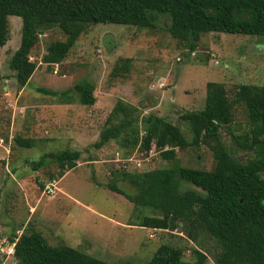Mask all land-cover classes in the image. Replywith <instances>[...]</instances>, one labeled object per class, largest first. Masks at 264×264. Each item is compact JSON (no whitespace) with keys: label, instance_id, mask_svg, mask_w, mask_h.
Wrapping results in <instances>:
<instances>
[{"label":"rangeland","instance_id":"rangeland-1","mask_svg":"<svg viewBox=\"0 0 264 264\" xmlns=\"http://www.w3.org/2000/svg\"><path fill=\"white\" fill-rule=\"evenodd\" d=\"M166 20L158 17L152 29L89 24L57 63L55 74V66L46 65L41 57L49 42L63 40L65 34L58 26L45 29L28 54L35 69L26 84L18 87L7 63L18 45L20 20L8 17V39L0 46V240L29 224L48 244L70 246L104 264H140L160 244L177 246L183 259H188L192 248L204 251V264H214L211 256L217 246L207 235L193 242L179 228L138 226L142 216L156 213L133 206L106 187L114 180L118 187L132 193L134 188L118 176L120 170L145 173L168 167L169 159L161 158L156 147L143 152L136 145L128 152L113 140L99 148L92 145L117 99L136 107L137 119L155 114L179 126L188 137L179 115L202 107L206 82L222 83L228 99L240 83L264 86V36L204 32L188 52L182 42L164 30ZM124 57L131 59L128 72L111 76L114 63L119 64L118 59ZM80 79L93 83L96 108L79 104L72 85ZM38 87L54 93L38 92ZM64 90L69 93V107L63 103ZM246 123L243 107L232 106L230 130L239 133ZM219 133L234 158L244 160L249 156V152L235 149L225 127ZM16 134L31 138L32 146L15 145ZM64 148L79 151V157L75 167L61 177H57L55 163L30 169L27 161ZM174 151L181 166L206 170L213 166L208 145L175 147ZM49 175L55 186L52 196L43 193L51 181ZM261 175L264 179V171ZM182 187L189 185L184 183ZM10 243L0 244V264H17Z\"/></svg>","mask_w":264,"mask_h":264},{"label":"trees","instance_id":"trees-1","mask_svg":"<svg viewBox=\"0 0 264 264\" xmlns=\"http://www.w3.org/2000/svg\"><path fill=\"white\" fill-rule=\"evenodd\" d=\"M9 16L20 20L18 45L7 63L18 87L26 84L35 69L28 54L38 34L53 26L60 27L65 37L49 42L41 60L56 66L85 27L95 23L152 29L158 17H164L167 19L164 30L182 42L188 52L204 32L264 36V0H0V46L8 39ZM130 60V57L118 59L120 63H114L111 76L125 75ZM36 90L54 93L40 87ZM66 90L61 91L66 97L63 102L69 98ZM72 90L77 93L79 104L89 106L95 102L92 82L80 79L72 85ZM204 91L201 108L179 115L186 124L188 137L179 126L155 114L137 119L136 107L117 99L92 145L99 148L113 140L128 152L136 145L143 152L156 147L161 158L170 160V165L145 173L120 170L118 176L134 188L132 193L118 187L114 180L106 187L133 206L156 213L142 216L138 226L179 228L193 242H197L198 236L207 235L217 246L211 256L214 264H264V179L261 175L264 171V86L240 83L231 99L220 82H206ZM235 104L243 107L247 122L246 128L236 134L230 130ZM224 127L235 149L250 153L246 159L234 158L222 144L219 132ZM13 142L26 148L33 144L31 138L19 134L13 136ZM200 144L210 146L212 168L181 166L174 148ZM78 157L79 151L64 148L43 152L27 162L33 171L55 163L57 177H61L75 167ZM48 178L53 180L52 175ZM184 183L189 187L183 188ZM19 229V235L11 232L6 236L13 242L12 256L17 264H104L70 246L48 244L29 224ZM206 258L204 251L192 248L188 259H183L177 246L160 244L140 264H204Z\"/></svg>","mask_w":264,"mask_h":264},{"label":"built area","instance_id":"built-area-1","mask_svg":"<svg viewBox=\"0 0 264 264\" xmlns=\"http://www.w3.org/2000/svg\"><path fill=\"white\" fill-rule=\"evenodd\" d=\"M41 35H43V34H38V37H40ZM30 60V59H29ZM54 66H55V68L53 69V73L55 74L56 73V65L55 64H53ZM160 86H161V83H160ZM148 151H150V150H148ZM149 153V152H148ZM150 154V153H149ZM115 161H117L118 159L117 158H115L114 159ZM122 167H124L123 165H122ZM53 180H51V181H48V183L44 186V190H43V193L46 195H50V196H52L53 195V192H54V188H55V186H54V183L52 182ZM52 182V183H51ZM19 232L20 231H16V234L18 235L19 234ZM5 241H7V239H6V237H4V238H2L1 240H0V244H2L3 242H5ZM12 246H13V242H11L10 243V251L12 250ZM0 251H3V249L2 248H0Z\"/></svg>","mask_w":264,"mask_h":264},{"label":"crops","instance_id":"crops-1","mask_svg":"<svg viewBox=\"0 0 264 264\" xmlns=\"http://www.w3.org/2000/svg\"><path fill=\"white\" fill-rule=\"evenodd\" d=\"M162 79V78H161ZM162 80H160L158 83H157V86L159 87L160 86V83L162 84V82H161ZM64 101V100H63ZM64 103V105H66L65 107H69V102L67 101V102H63ZM90 106H92L91 108L92 109H94V108H96L95 107V104L93 103L92 105H90Z\"/></svg>","mask_w":264,"mask_h":264}]
</instances>
